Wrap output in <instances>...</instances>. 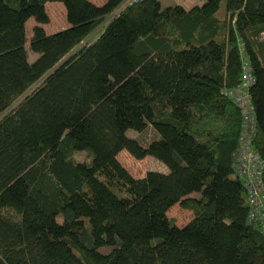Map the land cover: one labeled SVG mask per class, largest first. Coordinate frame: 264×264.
<instances>
[{
  "label": "trees",
  "instance_id": "trees-1",
  "mask_svg": "<svg viewBox=\"0 0 264 264\" xmlns=\"http://www.w3.org/2000/svg\"><path fill=\"white\" fill-rule=\"evenodd\" d=\"M47 1L0 0L35 20L30 37L0 21V264H264L225 94L243 47L264 159V0H225L223 18L221 0H60L68 25L54 32ZM122 149L168 169L135 176ZM175 204L192 213L183 225Z\"/></svg>",
  "mask_w": 264,
  "mask_h": 264
},
{
  "label": "built area",
  "instance_id": "built-area-1",
  "mask_svg": "<svg viewBox=\"0 0 264 264\" xmlns=\"http://www.w3.org/2000/svg\"><path fill=\"white\" fill-rule=\"evenodd\" d=\"M135 1L137 0H125L121 7ZM240 53V81L225 91L241 113V129L233 152V171L242 178L246 189L249 222L264 229V159L253 143L256 117L250 87L254 82V75L243 47L240 48Z\"/></svg>",
  "mask_w": 264,
  "mask_h": 264
},
{
  "label": "rangeland",
  "instance_id": "rangeland-1",
  "mask_svg": "<svg viewBox=\"0 0 264 264\" xmlns=\"http://www.w3.org/2000/svg\"><path fill=\"white\" fill-rule=\"evenodd\" d=\"M94 2L101 3L104 0H93ZM204 0H160L161 7H165L168 5H174V4H181L186 8H190L193 5L201 4ZM121 7V6H120ZM118 7L117 10L120 8ZM46 8L49 14V21L42 24L46 31L48 32H54L58 29H61L68 25V22L66 20L65 16V6L62 1L60 0H51L46 2ZM226 13L225 8V0H221L219 4V8L216 11V15L220 18H223ZM16 19V20H22L27 28V35L30 37L31 34V28L35 24V20L32 17V15H23V16H11L8 14L4 7L0 6V21L8 20V19ZM104 22L99 25L97 28H95L84 41L93 40L95 39L98 34L101 32L103 28ZM35 54L30 52V57L32 58ZM40 81V80H39ZM39 81H37L32 87H34ZM31 87V88H32ZM29 91V89H28ZM23 97L21 95L19 99ZM127 134L129 136H137L140 139H149L152 136H154V131L148 127L143 132H138L133 129H128ZM81 154V153H80ZM78 157H82V155H79ZM119 160L122 162V164L135 176H142L144 175L148 170H160V171H167V166L161 162L160 160L156 159L152 155H146L143 158H136L133 155H131L126 149H122L118 154ZM195 194H198L196 192ZM168 216L174 217L176 220V223L179 225H183L186 222H188L191 217L192 213L190 210L182 208L178 204L172 205L168 211ZM264 261V258H263Z\"/></svg>",
  "mask_w": 264,
  "mask_h": 264
}]
</instances>
